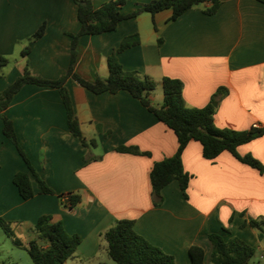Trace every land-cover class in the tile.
<instances>
[{
	"label": "crops",
	"instance_id": "obj_1",
	"mask_svg": "<svg viewBox=\"0 0 264 264\" xmlns=\"http://www.w3.org/2000/svg\"><path fill=\"white\" fill-rule=\"evenodd\" d=\"M105 1L94 0V5ZM149 1L126 0L121 10L128 13ZM207 6L202 3L177 19L171 18V8L154 15L143 12L120 21L114 30L81 35L75 71L90 81L107 77L109 55L124 37L139 33L140 42L118 52V58L126 69L139 70L156 81L149 94L153 105L163 103L164 76L183 80L190 107L205 106L225 87L217 101L216 125L246 130L258 123L264 128V4L224 0L213 14L204 12ZM44 22V34L28 41ZM80 28L74 0H0V54L14 57L0 69V94L26 64L45 78L65 74L71 34ZM27 44L30 52L23 55ZM66 87L84 136L96 141L91 148L71 133L58 87L26 83L4 110L20 146L55 193L39 191L23 155L5 134L0 115V216L18 221L28 240L36 236L32 226L39 217L50 214L69 233L82 237L69 258L72 263L68 259L64 264L107 262L104 234L121 218L134 219L136 231L175 255L177 264H191L193 244L204 247V264H209L213 232L226 240L238 236L261 245L264 233L248 222L264 218V170L229 150L206 158L201 142L193 139L182 153L184 167L192 175L187 197L174 180L162 189L163 202L154 205L150 173L155 162L176 153L175 131L128 90L96 93L73 77L67 78ZM121 145L146 153L117 150ZM238 153L251 154L264 165V134L241 144ZM18 171H27L32 178L35 195L29 199L21 196L14 182ZM69 191L82 195L73 208L64 206L58 195Z\"/></svg>",
	"mask_w": 264,
	"mask_h": 264
},
{
	"label": "trees",
	"instance_id": "obj_2",
	"mask_svg": "<svg viewBox=\"0 0 264 264\" xmlns=\"http://www.w3.org/2000/svg\"><path fill=\"white\" fill-rule=\"evenodd\" d=\"M74 1L78 5V18L81 22V28L77 33L71 34V59L67 72L56 79L45 78L34 74L29 65L26 64L22 74L0 94V115L4 120V132L17 145L28 167L33 172L41 193H55V191L36 172L18 142L12 120L6 116L4 110L10 104L14 94L26 83L58 87L67 108L68 125L71 133L78 137L85 146L89 148L95 146L96 141L94 139H87L84 136L80 122L74 113L72 99L66 87L68 77H73L80 84L96 93L128 90L139 98L161 121L175 131L178 138L176 153L155 162L150 173L154 205H160L163 202L162 189L174 180L179 181L181 189L187 197V189L192 175L184 167L182 153L187 144L193 139L201 142L203 155L206 158H216L222 151L229 150L243 162L257 167L261 171L264 170L263 163L253 155H240L238 153V147L241 144L263 135L264 128L253 126L250 129L239 130L230 127L221 128L215 123L214 116L217 106L213 104V101H218V97L225 94V87H220L205 106L190 107L186 104L184 98L183 80L164 76L162 79L163 103L160 106L152 104L149 94L155 89L156 81L139 70L126 69L118 58V52L140 42L139 33L124 37L118 49L109 55V75L107 77H98L95 81H90L79 75L74 67L78 54L77 45L81 35L111 31L116 29L119 22L124 19L137 17L143 12H150L154 15L168 8L173 11L172 19H177L187 10L202 3H209V6L204 8V12L213 14L219 9L224 0H151L140 3L128 13L121 10L126 0H107L99 7H95L94 0ZM259 1L264 4V0ZM45 30L46 23L44 22L28 37V41L37 40L44 34ZM159 42H162V38H159ZM30 49L31 45L27 44L22 50V54H28ZM13 60L14 57L11 55L0 54V69ZM117 150L138 154L146 153L136 146L121 145L117 147ZM86 158H91L90 154ZM14 182L24 199H29L35 195L29 172L18 171L14 176ZM58 195L63 205L69 208L75 207L82 200V195L79 192H60ZM248 223L264 233V218H250ZM13 224L17 225L19 222L0 216L1 227L9 236L14 238L17 244L27 248L35 264H64L73 256L82 241L79 234L69 233L63 222L54 220L50 214L39 217L32 226V231L36 233V236L26 242L17 236ZM134 225V219L121 218L104 234L108 243V253L115 264H177L175 255L150 242L145 236L136 231ZM209 238L213 244L209 264H249L255 254L254 246L238 236L226 240L221 233L213 232L209 234ZM189 253L191 264H204L205 249L203 246L193 244L190 246ZM101 264L109 263L102 262Z\"/></svg>",
	"mask_w": 264,
	"mask_h": 264
},
{
	"label": "rangeland",
	"instance_id": "obj_3",
	"mask_svg": "<svg viewBox=\"0 0 264 264\" xmlns=\"http://www.w3.org/2000/svg\"><path fill=\"white\" fill-rule=\"evenodd\" d=\"M18 56V55H17ZM19 57V56H18ZM161 91V87L158 88ZM217 100L213 101L216 105ZM17 236L21 237L26 242L27 235L25 232H20L18 224H13ZM253 245V244H251ZM255 248V254L251 258L249 264H264V238L261 245H253ZM110 264H115L114 260L107 255L105 259ZM69 263H72V259H69ZM0 264H35L27 248L23 245H19L14 241L12 236H9L0 225ZM93 264V262L86 263Z\"/></svg>",
	"mask_w": 264,
	"mask_h": 264
},
{
	"label": "built area",
	"instance_id": "obj_4",
	"mask_svg": "<svg viewBox=\"0 0 264 264\" xmlns=\"http://www.w3.org/2000/svg\"><path fill=\"white\" fill-rule=\"evenodd\" d=\"M255 127H259V124L258 123H255V125H254Z\"/></svg>",
	"mask_w": 264,
	"mask_h": 264
},
{
	"label": "water",
	"instance_id": "obj_5",
	"mask_svg": "<svg viewBox=\"0 0 264 264\" xmlns=\"http://www.w3.org/2000/svg\"><path fill=\"white\" fill-rule=\"evenodd\" d=\"M218 103L216 102V105H217Z\"/></svg>",
	"mask_w": 264,
	"mask_h": 264
}]
</instances>
